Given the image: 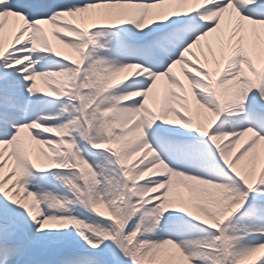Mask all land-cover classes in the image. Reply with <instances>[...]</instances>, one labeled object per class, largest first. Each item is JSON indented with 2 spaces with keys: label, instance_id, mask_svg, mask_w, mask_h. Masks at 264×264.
<instances>
[{
  "label": "snow or ice",
  "instance_id": "6c2138e0",
  "mask_svg": "<svg viewBox=\"0 0 264 264\" xmlns=\"http://www.w3.org/2000/svg\"><path fill=\"white\" fill-rule=\"evenodd\" d=\"M0 264H264V0H0Z\"/></svg>",
  "mask_w": 264,
  "mask_h": 264
}]
</instances>
